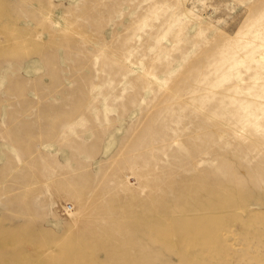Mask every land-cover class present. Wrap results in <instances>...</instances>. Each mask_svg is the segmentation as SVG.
<instances>
[{
    "label": "rangeland",
    "instance_id": "rangeland-1",
    "mask_svg": "<svg viewBox=\"0 0 264 264\" xmlns=\"http://www.w3.org/2000/svg\"><path fill=\"white\" fill-rule=\"evenodd\" d=\"M0 264H264V0H0Z\"/></svg>",
    "mask_w": 264,
    "mask_h": 264
}]
</instances>
